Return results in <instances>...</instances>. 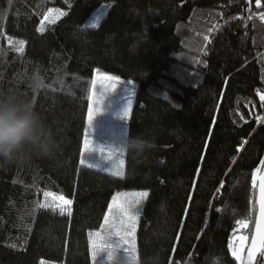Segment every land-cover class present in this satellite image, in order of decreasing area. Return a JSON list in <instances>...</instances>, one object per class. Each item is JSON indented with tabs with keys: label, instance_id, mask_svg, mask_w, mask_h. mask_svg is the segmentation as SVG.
Returning <instances> with one entry per match:
<instances>
[{
	"label": "trees",
	"instance_id": "obj_1",
	"mask_svg": "<svg viewBox=\"0 0 264 264\" xmlns=\"http://www.w3.org/2000/svg\"><path fill=\"white\" fill-rule=\"evenodd\" d=\"M261 13L264 0H0V92L30 98L61 144L55 160L0 167V264H91V241L127 190L149 194L137 210L139 264H240L229 243L248 244L264 160ZM103 74L132 81L125 138L154 145L122 152L120 175L80 163L86 129L106 154L110 108L88 125L101 85L117 88Z\"/></svg>",
	"mask_w": 264,
	"mask_h": 264
},
{
	"label": "rangeland",
	"instance_id": "obj_2",
	"mask_svg": "<svg viewBox=\"0 0 264 264\" xmlns=\"http://www.w3.org/2000/svg\"><path fill=\"white\" fill-rule=\"evenodd\" d=\"M102 9L100 13H94L87 21L88 25L95 24L101 15L105 14V8L99 7L97 11ZM107 78H111L114 76L105 75ZM113 82H117V88L115 90H111L103 85L100 93L96 99L92 98L91 103L94 105V110L96 107H100V109H105L109 107L107 111L111 113L110 117L106 118L101 127V138L103 144L106 146V154L104 156L103 153L96 154L94 151L88 150H98L99 147L97 145H93L90 143L87 149H84V160L85 165L91 164L94 165V168L102 169L111 173H119L122 174L124 170L122 156L123 154L119 151V146L121 142L125 139L126 136V122L128 116L124 119L121 118V113L124 108L127 106L129 96L132 102L133 96V88L128 84L127 81L113 80ZM100 87V86H99ZM103 93V95H101ZM102 99L108 104L106 105H98L96 104L97 99ZM131 109V105H130ZM105 111V110H104ZM103 111V112H104ZM108 112H105V115L108 116ZM130 112V110H129ZM103 128V130H102ZM81 159V158H80ZM122 162V163H121ZM96 166V167H95ZM145 192L142 190H127V191H119L115 194L114 198H116L117 202L128 209L130 213L137 212L139 205H141V200L143 198H138L135 194ZM114 198L111 200L109 206H112L110 211V207H108L106 214L104 216V220L102 223V229L96 234V236L91 241V264H124V260L126 258L127 264H138V255L135 249L134 243V232L136 230V220L134 224V228L131 229V235L128 236L127 233L131 227L130 222L127 219L121 220V215L117 211V204L114 203ZM137 199L140 200L139 205L137 206ZM108 217V223L105 224V217ZM137 219V218H136ZM109 228H112V232L108 231ZM119 233V235H117ZM99 234V235H98ZM242 235L235 234L231 237L232 246L235 248H241L240 237ZM121 237H124L123 239ZM238 241V244L236 243ZM247 239L245 237L243 241V247L246 244ZM95 254V261L93 260V255ZM242 255V254H241ZM264 259V255H263ZM42 264H61L55 262L44 261Z\"/></svg>",
	"mask_w": 264,
	"mask_h": 264
},
{
	"label": "clouds",
	"instance_id": "obj_3",
	"mask_svg": "<svg viewBox=\"0 0 264 264\" xmlns=\"http://www.w3.org/2000/svg\"><path fill=\"white\" fill-rule=\"evenodd\" d=\"M57 136V131L42 113L37 111L30 98L14 92H0V167L31 156L55 160L61 151ZM153 146L137 134L128 135L121 142L119 149L137 156ZM163 207L164 205H161V208ZM124 264H127L126 258ZM143 264H160V261L158 256H152Z\"/></svg>",
	"mask_w": 264,
	"mask_h": 264
},
{
	"label": "snow or ice",
	"instance_id": "obj_4",
	"mask_svg": "<svg viewBox=\"0 0 264 264\" xmlns=\"http://www.w3.org/2000/svg\"><path fill=\"white\" fill-rule=\"evenodd\" d=\"M256 3H257V6L259 7L260 6V0H256ZM60 15H63V13H60ZM260 19L261 20H264V13H261L260 15ZM51 22H54V21H51ZM42 30V29H41ZM205 39H207V37H205ZM25 42L23 40H20L18 41V44L19 45H23ZM17 51H22V47L21 48H18ZM110 79H113V80H117L118 81V78L116 77H111ZM129 83H132V81H128ZM103 95V93L101 94ZM262 100H264V97H261ZM102 102V100L100 99H97L96 100V104L100 105ZM130 105H131V98L129 96V99H128V103H127V106L124 108L123 112L121 113V118L124 119L128 116L129 114V110H130ZM100 111V107H96L95 110H94V105L93 103H89V106H88V125L91 127V122L93 120V118L95 117V115ZM90 145V141H89V138H88V132H87V129L85 130V133H84V138H83V148L81 150V159H80V163L81 164H84L85 163V160H84V149H87ZM104 151V148L101 147L100 148V152H103ZM119 151L122 153V151L119 149ZM122 163V162H121ZM260 165L261 167H264V160H261L260 161ZM89 168H92L94 167V165H91V164H88L87 165ZM96 167V166H95ZM259 170L257 171H253L252 173V183H253V187L256 186L257 184V181L259 180V189H260V194H261V198H260V201H259V210H260V216L259 218L257 219V222H256V226H255V234L253 235L252 237V241H251V246L248 248V253H247V257L244 258L241 256V248L243 247V241L245 239L244 236H241L239 239H240V242H241V248H235L232 246V243L230 241L229 243V248L232 250V255L240 262V264H253V261L256 259V256H257V253H260L261 255H264V174L262 175H257ZM116 174H119V173H116ZM45 197H48V196H52L55 199H59V201L62 202V205H67V206H70L73 201L71 199H65L64 196H59V197H56L54 193H50V192H45L44 193ZM138 198H147L148 197V192H140V193H136L135 194ZM114 203L117 204V211L120 213L121 215V220L123 221L124 219H127L130 224H131V227L127 233L128 236L131 235V229L134 228V224H135V220L137 218V216L139 215V212H132L130 213L128 211V209L124 208L123 206H121L116 198H114ZM137 203V206L139 205L140 203V200L137 199L136 201ZM40 207H47L46 204H41ZM110 211L112 209V206L110 205ZM64 209L63 207L61 206V213H63ZM108 223V217L106 216L105 217V224ZM237 225H242L243 227H247L246 223L243 222V221H240V220H237L236 221ZM112 228H109L108 231L111 233L112 232ZM99 235V234H98ZM117 235H119V233H117ZM122 239L124 237H121ZM95 254L93 255V260L95 261Z\"/></svg>",
	"mask_w": 264,
	"mask_h": 264
},
{
	"label": "water",
	"instance_id": "obj_5",
	"mask_svg": "<svg viewBox=\"0 0 264 264\" xmlns=\"http://www.w3.org/2000/svg\"><path fill=\"white\" fill-rule=\"evenodd\" d=\"M264 174V167L261 168L259 175ZM258 175V177H259ZM261 198V194H260V189H259V180L257 181L256 184V195H255V202H256V213H255V217H254V222H253V227H252V232H251V236L250 239L248 241L247 246L242 250V257L246 258L247 257V253H248V248L251 246V241H252V237L255 234V226H256V222L257 219L260 216V210H259V201ZM260 253H257L256 259L253 261V264H256V260L257 257L259 256Z\"/></svg>",
	"mask_w": 264,
	"mask_h": 264
}]
</instances>
